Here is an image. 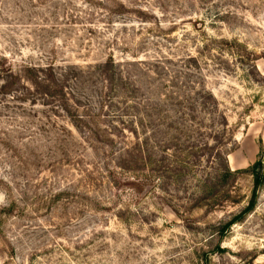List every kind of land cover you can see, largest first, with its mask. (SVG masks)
Returning <instances> with one entry per match:
<instances>
[{
    "label": "rangeland",
    "instance_id": "374dc122",
    "mask_svg": "<svg viewBox=\"0 0 264 264\" xmlns=\"http://www.w3.org/2000/svg\"><path fill=\"white\" fill-rule=\"evenodd\" d=\"M0 264H264V0H0Z\"/></svg>",
    "mask_w": 264,
    "mask_h": 264
},
{
    "label": "trees",
    "instance_id": "16d2710c",
    "mask_svg": "<svg viewBox=\"0 0 264 264\" xmlns=\"http://www.w3.org/2000/svg\"><path fill=\"white\" fill-rule=\"evenodd\" d=\"M258 165V164H257ZM256 167V166H255ZM254 167V168H255ZM256 179H255V184L256 185H258V182H257V176L255 177ZM253 207V202H251L250 204H249V206L247 207V209L245 210V212H247V211H249L251 208Z\"/></svg>",
    "mask_w": 264,
    "mask_h": 264
}]
</instances>
